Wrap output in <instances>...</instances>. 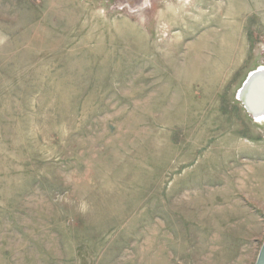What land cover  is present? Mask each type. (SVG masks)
<instances>
[{
	"label": "rangeland",
	"instance_id": "1",
	"mask_svg": "<svg viewBox=\"0 0 264 264\" xmlns=\"http://www.w3.org/2000/svg\"><path fill=\"white\" fill-rule=\"evenodd\" d=\"M260 67L264 0H0V264H255Z\"/></svg>",
	"mask_w": 264,
	"mask_h": 264
},
{
	"label": "bare ground",
	"instance_id": "2",
	"mask_svg": "<svg viewBox=\"0 0 264 264\" xmlns=\"http://www.w3.org/2000/svg\"><path fill=\"white\" fill-rule=\"evenodd\" d=\"M205 34L208 36L217 35V37L220 38V41H222L224 44H230V38L233 36L237 37L238 30L237 28H233L231 31L229 30V32L226 33L225 31H218V29L214 31L213 29L209 28L206 29ZM239 100L242 102L246 110H255V114L258 113L256 116L258 120L264 119V67H260L258 70L252 72L249 75L246 83L239 91Z\"/></svg>",
	"mask_w": 264,
	"mask_h": 264
},
{
	"label": "water",
	"instance_id": "3",
	"mask_svg": "<svg viewBox=\"0 0 264 264\" xmlns=\"http://www.w3.org/2000/svg\"><path fill=\"white\" fill-rule=\"evenodd\" d=\"M248 112H249V114H251L254 117H256L258 115V113L255 114L256 113L255 110L248 111ZM255 264H264V242H263V244L261 246V249L259 251V254H258V257H257V260H256Z\"/></svg>",
	"mask_w": 264,
	"mask_h": 264
}]
</instances>
